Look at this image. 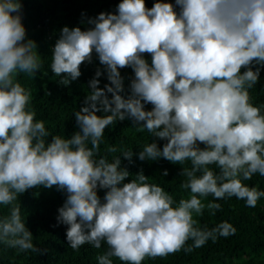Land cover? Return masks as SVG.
Listing matches in <instances>:
<instances>
[{
    "label": "clouds",
    "instance_id": "1",
    "mask_svg": "<svg viewBox=\"0 0 264 264\" xmlns=\"http://www.w3.org/2000/svg\"><path fill=\"white\" fill-rule=\"evenodd\" d=\"M22 21L21 0H0V245L41 252L19 200L41 187L65 194L54 227L66 226L74 251L107 245L97 264H143L235 235L227 221L209 228L197 218L215 216L220 200L255 208L264 198L245 183L264 177V104L250 92L264 70V0H119L114 12L81 21L89 27L62 26L49 65L57 83L77 81L94 56L99 64L68 136L37 119L33 90L20 82L44 64ZM125 120L151 142L138 152L109 145L101 155L106 129ZM134 157L178 165L187 197L177 201L142 168L122 166Z\"/></svg>",
    "mask_w": 264,
    "mask_h": 264
},
{
    "label": "trees",
    "instance_id": "2",
    "mask_svg": "<svg viewBox=\"0 0 264 264\" xmlns=\"http://www.w3.org/2000/svg\"><path fill=\"white\" fill-rule=\"evenodd\" d=\"M152 2L153 0H146L149 7ZM21 3L22 22L27 36L37 42L44 64L35 79L21 76L20 82L33 90L32 106L36 109L37 119L45 120L46 127L52 134L68 136L77 130L73 112L79 109L84 96L88 94V81L99 64L94 56L93 63L81 67L82 75L79 79L64 87L57 83L60 78L54 76L49 69L51 48L62 26H80L82 29L89 27L81 21H86L88 17L94 18L101 11L114 12L119 0H21ZM121 75L125 77L126 94L128 77L132 75L131 69H122ZM100 79V87H103L107 80L104 77ZM47 91L51 92L50 96ZM250 92L253 104H264V70L260 73L259 83ZM152 139L146 130L137 132L131 126L130 120L117 122L111 129H106L101 143V155L107 146L113 144L138 152ZM133 159L134 164L128 165L127 161H122V166H127L133 174L142 168L144 174L149 176V182L164 187L177 201L182 195L187 197L188 193L180 188L184 178L178 175V165H171L164 160L140 162L135 157ZM163 169H168V176L161 175ZM245 183L264 190V177L259 174ZM99 195L102 197L103 191ZM65 198V194L55 188L43 187L29 190L19 197L22 215L26 217V227L32 232L33 243L41 252L16 254L15 250L5 249L0 245V264H97L96 257L106 251V244L102 243L100 249L85 244L78 251H74L66 241V226L54 227L57 225V209L62 206ZM211 199L208 197V200ZM217 202L222 207L215 216L209 215L205 210L203 217L197 219L201 225L206 224L209 228L227 221L235 227V235L219 237L215 243L209 240L202 248L194 249L191 253L180 251L164 258L145 259L143 264H264V198L258 201L255 208L246 207L243 200H237L235 197ZM0 213H7V208L0 206ZM191 243L192 241L188 242L189 245ZM113 260L114 264H122L115 258Z\"/></svg>",
    "mask_w": 264,
    "mask_h": 264
}]
</instances>
